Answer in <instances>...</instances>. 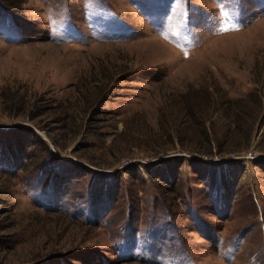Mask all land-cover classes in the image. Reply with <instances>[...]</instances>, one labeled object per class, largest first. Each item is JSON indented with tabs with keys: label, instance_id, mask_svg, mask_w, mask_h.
Wrapping results in <instances>:
<instances>
[{
	"label": "rangeland",
	"instance_id": "1",
	"mask_svg": "<svg viewBox=\"0 0 264 264\" xmlns=\"http://www.w3.org/2000/svg\"><path fill=\"white\" fill-rule=\"evenodd\" d=\"M0 264H264V0H0Z\"/></svg>",
	"mask_w": 264,
	"mask_h": 264
}]
</instances>
